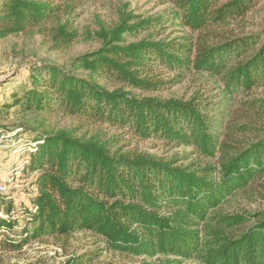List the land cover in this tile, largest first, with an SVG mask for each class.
<instances>
[{"label": "trees", "instance_id": "obj_1", "mask_svg": "<svg viewBox=\"0 0 264 264\" xmlns=\"http://www.w3.org/2000/svg\"><path fill=\"white\" fill-rule=\"evenodd\" d=\"M83 1L0 0V39L35 30L51 36L54 48H67L78 37L72 18ZM167 1L172 6L166 16L124 13L102 26L94 33L100 47L75 57L69 70L35 66L30 86L6 107L21 105L32 115L64 114L84 126L188 145L213 163L183 166L123 151L118 137L103 138L100 132L38 135L23 166L36 174V193L31 208L24 209L18 241L12 235L21 226L14 203L0 195V254L33 240L88 233L105 250L132 256L264 264V210H220L238 193L264 196V95L254 94L264 87V31L223 28L245 21L259 0ZM169 23L196 36L162 37ZM167 72L174 77L164 78ZM191 72L221 82L229 98L244 96L222 138L212 129L208 98L147 95ZM101 254L98 248L64 264H92Z\"/></svg>", "mask_w": 264, "mask_h": 264}, {"label": "rangeland", "instance_id": "obj_2", "mask_svg": "<svg viewBox=\"0 0 264 264\" xmlns=\"http://www.w3.org/2000/svg\"><path fill=\"white\" fill-rule=\"evenodd\" d=\"M171 6V2L167 0H85L72 18L78 37L67 48H54L51 36L35 30L0 39V195L14 203L13 216L20 219L21 226L15 228L12 233L14 240H19L25 220L24 209L31 208V197L36 193L33 186L36 174L24 172L23 166L29 159L32 143L38 135L59 130H76V136L85 133L89 137L100 132L104 134L103 138L113 135L118 137L116 146L123 151L153 155L166 161L174 160L176 165L183 166L193 164V167H204L213 163V160L188 145H178L155 138L141 139L125 129H107L105 126L99 128L97 124L84 126L78 119L64 114L32 115L25 113L21 105L6 107L12 104L14 94L22 95L25 87L30 86L29 77L35 66L50 64L69 70L75 57L100 47L94 33L102 26L115 24L124 13L141 18L166 16ZM166 25L162 37L175 39L196 36V33L178 24ZM223 28L236 33L241 30L264 31V0H259L256 9L248 14L245 21L230 22ZM145 35L147 32L130 40H139ZM174 75L173 72H167L164 78H173ZM179 79V82L169 83L166 88L149 92L147 95L185 99L202 95L208 98L212 129L222 138L227 121L235 111L240 110L237 101L244 96L236 94L229 98L222 83L205 74L191 72ZM254 94L264 95V87L256 88ZM220 210L226 214L264 210V196L258 193H238L223 203ZM98 248H102L101 257L92 264H202L195 258L181 259L162 254L132 256L105 250V244L88 233H76L60 239L33 240L21 250H7L1 253L0 259L2 264H64L73 255L95 251Z\"/></svg>", "mask_w": 264, "mask_h": 264}]
</instances>
